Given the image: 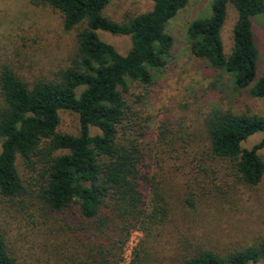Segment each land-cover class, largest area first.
<instances>
[{
	"label": "trees",
	"instance_id": "1",
	"mask_svg": "<svg viewBox=\"0 0 264 264\" xmlns=\"http://www.w3.org/2000/svg\"><path fill=\"white\" fill-rule=\"evenodd\" d=\"M112 1L31 0L61 14L64 26L76 30V46L52 79L31 84L10 66L0 71V194L22 202L28 188L33 191L35 205L49 225L47 234L61 239L51 244L46 264H122L134 230L144 237L130 264H142L150 239L175 220L163 182L176 168L188 173L199 160L225 161L248 185L264 178L259 153L264 148V115L213 108L204 119L207 140L200 152L186 138L196 141L194 137L165 126L159 127L155 145L144 141L149 125L134 109L142 97L132 92L133 84L147 93L155 82L153 70L166 67L174 46L169 21L190 0H153L150 10L122 22L104 13ZM232 8L237 19L227 51L222 32ZM263 11L264 0H212L211 13L193 20L187 32L197 58L231 75L236 90L249 89L254 97H264V74L257 76L259 49L252 17ZM99 31L130 36V49L120 52ZM63 110L78 115L77 134L59 131ZM259 132L262 139L244 147ZM20 160L34 172L29 186ZM199 167L208 171L205 165ZM187 203L196 207L193 197ZM67 228L76 233L73 242L63 235ZM260 261L264 237L225 252L202 249L179 264ZM0 264H19L3 234Z\"/></svg>",
	"mask_w": 264,
	"mask_h": 264
},
{
	"label": "rangeland",
	"instance_id": "2",
	"mask_svg": "<svg viewBox=\"0 0 264 264\" xmlns=\"http://www.w3.org/2000/svg\"><path fill=\"white\" fill-rule=\"evenodd\" d=\"M153 3V0H113L104 13L122 22L150 10ZM211 3L212 0H190L178 11L168 25L174 46L166 67L153 70L155 82L147 93L142 86L133 84L132 92L142 97L134 109L149 125L144 141L151 146L155 145L159 127L165 126L183 137L188 133L196 139L186 137L189 146L203 151L207 140L204 119L215 107L264 115V97L252 96L249 89L236 90L231 75L197 58L190 49L189 24L208 16ZM236 19L232 8L222 32L227 51L232 48ZM252 28L259 49L257 76L260 77L264 74V11L252 17ZM99 34L122 53L131 47L128 35L106 31ZM75 46L76 30L64 26L60 13L36 6L31 0H0V71L10 66L31 84L40 78L52 79L68 64ZM59 131L77 134L78 115L61 111ZM262 137L263 133H256L243 145L251 148ZM1 143L0 137V151ZM259 153L264 160V148ZM199 164L207 166L208 171ZM18 165L23 177L30 180L29 186L35 181L34 172L27 171L21 160ZM194 165L193 172L176 168L172 178L164 177L175 220L160 236L150 239L147 260L142 264H179L202 249L225 252L253 245L264 237V178L257 185H248L238 179L235 169L225 161L199 160ZM32 192L29 187L22 202L9 201L0 194V234L5 236L19 264H46L51 244L61 239L47 234L49 225L44 223L43 211L35 205ZM189 197L196 200V207L187 203ZM63 235L72 242L76 239L72 229L67 228ZM143 237L142 231L132 232L123 250L122 264L133 261ZM251 264H264V261Z\"/></svg>",
	"mask_w": 264,
	"mask_h": 264
}]
</instances>
